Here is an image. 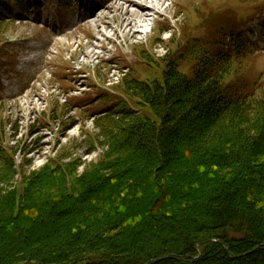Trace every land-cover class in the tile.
<instances>
[{
  "label": "trees",
  "instance_id": "obj_1",
  "mask_svg": "<svg viewBox=\"0 0 264 264\" xmlns=\"http://www.w3.org/2000/svg\"><path fill=\"white\" fill-rule=\"evenodd\" d=\"M225 28L192 75L178 59L160 81L124 75L135 102L102 115L96 162L49 163L16 186L0 127V264H264V87Z\"/></svg>",
  "mask_w": 264,
  "mask_h": 264
},
{
  "label": "rangeland",
  "instance_id": "obj_2",
  "mask_svg": "<svg viewBox=\"0 0 264 264\" xmlns=\"http://www.w3.org/2000/svg\"><path fill=\"white\" fill-rule=\"evenodd\" d=\"M114 1L78 28L70 15L79 14L80 4L74 10L69 0H26L20 11L10 1L17 17L0 26V127L4 147L17 151L16 186L23 175L49 163L99 160L107 126L102 115L109 107L135 102L124 92V75L160 81L164 61L177 59L180 70L192 75L193 55L213 49L225 25V32L243 34L259 49L251 47L243 70L264 87V13L253 24L247 17L264 10V0H166L136 34L120 27L115 15L121 0ZM85 3L91 7L94 1ZM105 23L112 27L106 29ZM184 55L187 61L180 60Z\"/></svg>",
  "mask_w": 264,
  "mask_h": 264
},
{
  "label": "bare ground",
  "instance_id": "obj_3",
  "mask_svg": "<svg viewBox=\"0 0 264 264\" xmlns=\"http://www.w3.org/2000/svg\"><path fill=\"white\" fill-rule=\"evenodd\" d=\"M165 3L166 0H121L119 5L116 7V11L119 13H117L115 17L117 19V22H121V28H126V30L130 31L133 34H136L139 31V28H142L144 25H146L147 21L150 19V12L159 10L161 11V8L165 6ZM107 4L109 3H104L103 7L107 8ZM111 6L114 7L113 5H110L108 6V8H110ZM166 11L167 9H165L163 12L158 13L163 14ZM105 25L106 29H110L112 27L111 23H105ZM99 27L100 26H98V28ZM99 32H103L105 34L104 30L102 31L100 29Z\"/></svg>",
  "mask_w": 264,
  "mask_h": 264
}]
</instances>
